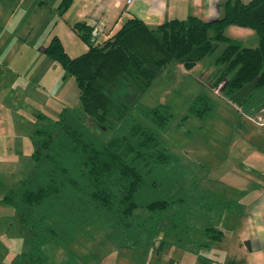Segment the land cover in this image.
Here are the masks:
<instances>
[{
  "label": "trees",
  "instance_id": "16d2710c",
  "mask_svg": "<svg viewBox=\"0 0 264 264\" xmlns=\"http://www.w3.org/2000/svg\"><path fill=\"white\" fill-rule=\"evenodd\" d=\"M72 1L59 0L57 12L64 13ZM224 8L211 20L188 15L154 26L129 16L100 41L92 38V23L76 21L72 29L87 47L74 56L52 35L43 50L61 64L64 75H73L79 102L63 106L55 118L40 114L34 169L5 196L25 228L29 264H54L53 251L75 242L79 229L108 226V237L139 246L157 231L197 228L199 208L227 202L210 201L208 195L196 199L179 154L159 134L172 115L170 105L139 100L167 63L191 67L222 44L211 84L222 82L221 91L229 97L256 79L247 100L264 103V0H225ZM229 24L253 29L257 43L246 45L225 34ZM196 98L190 107L198 113L214 104L204 92ZM148 189L160 194L150 195ZM202 230L217 238L223 232L209 223ZM68 252L64 264H82L74 251Z\"/></svg>",
  "mask_w": 264,
  "mask_h": 264
},
{
  "label": "rangeland",
  "instance_id": "374dc122",
  "mask_svg": "<svg viewBox=\"0 0 264 264\" xmlns=\"http://www.w3.org/2000/svg\"><path fill=\"white\" fill-rule=\"evenodd\" d=\"M58 1L36 0L34 5V0H0V62L5 65L4 71L0 70L3 73L0 78V264H29L28 248L23 243L25 228L16 206L5 196L16 191L22 179L34 169L38 117L41 114L55 118L63 106L79 102L73 75H64L61 64L43 51L53 34L72 56L87 47L66 23L68 12H57ZM233 27L236 28L229 31L241 37L244 44H256L258 37L253 29L254 38H251L244 37L245 26L234 24ZM221 48L222 44L191 67L170 61L140 94L139 100L150 106L170 105L172 115L159 130L160 137L170 150L179 154L187 169L185 179L192 177L188 183L196 199L198 195H208L210 201H213L211 197L215 201H227L209 211L199 208V217L195 219L220 227L224 232L222 238L204 247L196 242H180L179 239L187 240L186 231H174L166 238L158 231L153 234L150 247L148 242L129 246L108 237V226L97 225L91 232L79 229L75 242L66 248H56L52 253L54 264H64L68 250L83 259L82 264H130L132 260L135 264H158L159 259L161 264H184L182 257L192 254L216 259V264L224 257L239 261L244 257L237 241L243 234L240 219L234 220L227 207L233 205L230 199L245 195L249 187L244 185L246 173L257 177L260 173L243 155L234 157L230 148L238 121L244 117L231 101L215 93L211 84L218 71L214 58ZM200 92L208 94L214 104L198 113L197 108L194 111L190 106L198 103L196 97ZM263 142L258 141V150L264 146ZM147 193L160 194L157 189H148Z\"/></svg>",
  "mask_w": 264,
  "mask_h": 264
},
{
  "label": "crops",
  "instance_id": "0c3cea01",
  "mask_svg": "<svg viewBox=\"0 0 264 264\" xmlns=\"http://www.w3.org/2000/svg\"><path fill=\"white\" fill-rule=\"evenodd\" d=\"M224 1L225 0H133L128 2L127 0H73L64 13L68 12V21L66 23L70 28L76 21L92 23L94 25L93 34L96 35L94 39H99L100 41L112 34L129 16L141 18L151 26L165 19L174 17L184 18L188 15H196L202 19L211 20L223 15L225 10ZM36 3V0H34V5ZM233 25L234 24H229L225 27V34L242 40L241 37H237L229 31V29L236 28L233 27ZM246 28L247 29L244 31L246 36L244 37L252 38L254 36L251 31L252 29L249 27ZM73 32L75 31L73 30ZM256 39L257 38H255V40ZM0 64V70L4 71L5 65L1 62ZM2 76L3 73L0 74V78ZM261 104L256 97H251L246 106L243 107L245 111L250 112ZM260 140H264V125H257L245 117L238 121L230 148L234 152V157H241L243 155L244 158L250 161L252 167L256 172H259L260 175L259 177H257L256 174L250 176V174L246 173L248 176L244 178V185L249 187L245 191V195L240 198L242 201L237 198L230 199L233 201V205L229 209L231 210L230 213L234 214V220L240 219V232L243 230V234L239 235L240 238H238L237 241L238 248L241 254H244V257L241 258L240 261L236 258L231 260L230 257H224L217 260L216 264H264V146L259 147L260 150L256 147ZM239 205H241L240 208H238ZM205 209L206 208H203L201 210L205 211ZM199 224L197 228L191 227L190 225L185 226V229L180 227L179 232H190V234L184 233L187 240L183 241V239H179L180 242H186L188 244L196 242L199 246L210 247L217 242L216 239L222 238L224 232H222L219 238L209 237L207 231L202 230L205 222L201 221ZM172 234V232L169 234L163 233V236L166 238L170 237ZM153 238L155 237L152 236L148 239L147 247L151 246L150 242H152ZM194 255L195 254L189 255L188 257L184 256L181 261L185 260L184 264H214L216 261V259L213 258H204ZM161 261L159 259L158 264H161ZM129 263L135 264V261L132 260Z\"/></svg>",
  "mask_w": 264,
  "mask_h": 264
},
{
  "label": "built area",
  "instance_id": "2783aa9c",
  "mask_svg": "<svg viewBox=\"0 0 264 264\" xmlns=\"http://www.w3.org/2000/svg\"><path fill=\"white\" fill-rule=\"evenodd\" d=\"M127 1L130 2L133 0H127ZM221 85H222V82H219L215 86L214 92L217 93L218 95H221L222 97L226 98L227 100H229L228 97H226L223 94H220V93H222L221 92ZM231 103L233 104L234 108L237 111H239L245 118H247L248 120L252 121L253 123H255L257 125H264V104L259 105L258 107H256L254 110H252L250 112H247L243 109L242 105H239V104L234 103L232 101H231Z\"/></svg>",
  "mask_w": 264,
  "mask_h": 264
},
{
  "label": "water",
  "instance_id": "95a60500",
  "mask_svg": "<svg viewBox=\"0 0 264 264\" xmlns=\"http://www.w3.org/2000/svg\"><path fill=\"white\" fill-rule=\"evenodd\" d=\"M256 83V79H252L251 81L244 84L241 88L231 94L228 98L230 101L242 105L251 91L253 90Z\"/></svg>",
  "mask_w": 264,
  "mask_h": 264
}]
</instances>
